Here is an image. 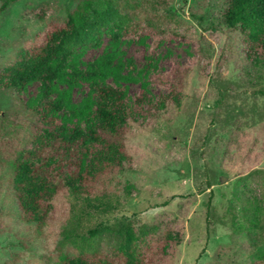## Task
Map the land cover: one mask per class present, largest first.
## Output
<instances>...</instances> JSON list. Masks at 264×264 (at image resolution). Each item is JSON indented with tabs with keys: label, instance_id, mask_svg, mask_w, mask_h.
Instances as JSON below:
<instances>
[{
	"label": "rangeland",
	"instance_id": "1",
	"mask_svg": "<svg viewBox=\"0 0 264 264\" xmlns=\"http://www.w3.org/2000/svg\"><path fill=\"white\" fill-rule=\"evenodd\" d=\"M4 1L0 75L82 0H17L1 9ZM91 1L95 9L128 6L129 22L74 51L53 84L51 98L63 103L54 116L67 129H97L93 85L121 89L131 113L126 157L83 194L65 182L100 147L80 145L56 177L61 189L48 223L21 222L10 186L14 164L50 126L34 112L43 106L37 79L18 97L0 78V264L113 255L115 228L127 220L164 238L157 264L264 261V58L248 59L242 34L225 25L227 0Z\"/></svg>",
	"mask_w": 264,
	"mask_h": 264
},
{
	"label": "trees",
	"instance_id": "2",
	"mask_svg": "<svg viewBox=\"0 0 264 264\" xmlns=\"http://www.w3.org/2000/svg\"><path fill=\"white\" fill-rule=\"evenodd\" d=\"M16 1L5 0L1 9ZM129 18L128 6L107 2L104 8L95 9L91 0H82L66 14L61 24H52L40 42L21 48L13 63L0 75L1 87L13 90L18 97L30 81L40 82L43 106L34 112L50 126L34 137L37 144L34 151L14 164L10 186L21 222L38 228L48 223L54 196L61 189L56 177L68 167L80 145L100 147L94 152L89 167L81 173L71 172L70 180L65 182L68 187L79 184L80 193L90 195L97 181L101 183L122 165L126 157L125 125L131 114L124 91L108 84L93 85L99 126L88 131L59 125L54 114L62 110L63 103L53 100L51 92L54 82L61 76L62 67L76 49L92 43L106 27L124 28ZM222 18L228 28L242 34L248 59L264 58V0H227ZM74 74L87 79L94 76L90 72ZM166 100L164 97L160 103L162 107ZM136 101L141 103L142 99ZM150 229L137 230L130 220L121 222L115 228L120 239L116 253L65 256L61 264H157L156 259L162 257L166 243L155 229ZM257 264H264V261Z\"/></svg>",
	"mask_w": 264,
	"mask_h": 264
}]
</instances>
